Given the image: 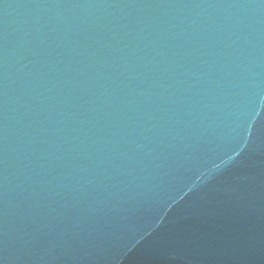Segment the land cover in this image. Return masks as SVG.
<instances>
[{
    "label": "water",
    "instance_id": "95a60500",
    "mask_svg": "<svg viewBox=\"0 0 264 264\" xmlns=\"http://www.w3.org/2000/svg\"><path fill=\"white\" fill-rule=\"evenodd\" d=\"M0 264H264V0H0Z\"/></svg>",
    "mask_w": 264,
    "mask_h": 264
}]
</instances>
